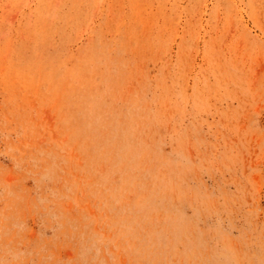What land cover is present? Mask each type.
Listing matches in <instances>:
<instances>
[{
	"label": "rangeland",
	"instance_id": "rangeland-1",
	"mask_svg": "<svg viewBox=\"0 0 264 264\" xmlns=\"http://www.w3.org/2000/svg\"><path fill=\"white\" fill-rule=\"evenodd\" d=\"M0 264H264V0H0Z\"/></svg>",
	"mask_w": 264,
	"mask_h": 264
}]
</instances>
